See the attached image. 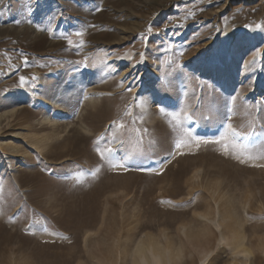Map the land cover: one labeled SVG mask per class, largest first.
Wrapping results in <instances>:
<instances>
[{
    "label": "rangeland",
    "instance_id": "1",
    "mask_svg": "<svg viewBox=\"0 0 264 264\" xmlns=\"http://www.w3.org/2000/svg\"><path fill=\"white\" fill-rule=\"evenodd\" d=\"M157 260L264 264V0H0V264Z\"/></svg>",
    "mask_w": 264,
    "mask_h": 264
},
{
    "label": "snow or ice",
    "instance_id": "2",
    "mask_svg": "<svg viewBox=\"0 0 264 264\" xmlns=\"http://www.w3.org/2000/svg\"><path fill=\"white\" fill-rule=\"evenodd\" d=\"M21 79V81H24V77H21L20 78ZM129 91H130V89H129ZM224 139H226V137L225 138H222V139H220V140H205L204 142L205 143H215V144H220V143H222V141L224 140ZM180 147V144L178 143L177 144V148H179ZM225 150L227 151L228 150V146L225 144ZM101 155H103V154H101ZM114 167H120V168H124L125 166L123 165V164H116V165H114ZM143 170V169H142Z\"/></svg>",
    "mask_w": 264,
    "mask_h": 264
},
{
    "label": "bare ground",
    "instance_id": "3",
    "mask_svg": "<svg viewBox=\"0 0 264 264\" xmlns=\"http://www.w3.org/2000/svg\"><path fill=\"white\" fill-rule=\"evenodd\" d=\"M159 259V258H158ZM157 263L160 264L159 260H157Z\"/></svg>",
    "mask_w": 264,
    "mask_h": 264
}]
</instances>
